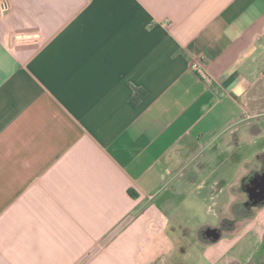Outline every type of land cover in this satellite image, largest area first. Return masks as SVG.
Listing matches in <instances>:
<instances>
[{
	"label": "crops",
	"instance_id": "0c3cea01",
	"mask_svg": "<svg viewBox=\"0 0 264 264\" xmlns=\"http://www.w3.org/2000/svg\"><path fill=\"white\" fill-rule=\"evenodd\" d=\"M260 70L264 0H0V264H264Z\"/></svg>",
	"mask_w": 264,
	"mask_h": 264
},
{
	"label": "water",
	"instance_id": "95a60500",
	"mask_svg": "<svg viewBox=\"0 0 264 264\" xmlns=\"http://www.w3.org/2000/svg\"><path fill=\"white\" fill-rule=\"evenodd\" d=\"M262 180H264V177ZM263 185H264V181H263ZM250 192H251L250 198H254L255 200L254 202H258L262 200L264 203V187H262V189H260L259 191H255V187H254ZM206 233L209 237H212L214 239H217L219 237V233L212 228H209L206 231Z\"/></svg>",
	"mask_w": 264,
	"mask_h": 264
},
{
	"label": "built area",
	"instance_id": "2783aa9c",
	"mask_svg": "<svg viewBox=\"0 0 264 264\" xmlns=\"http://www.w3.org/2000/svg\"><path fill=\"white\" fill-rule=\"evenodd\" d=\"M192 71L196 72L200 77L205 76V70L202 66L200 58H194L190 64Z\"/></svg>",
	"mask_w": 264,
	"mask_h": 264
},
{
	"label": "flooded vegetation",
	"instance_id": "af4514ba",
	"mask_svg": "<svg viewBox=\"0 0 264 264\" xmlns=\"http://www.w3.org/2000/svg\"><path fill=\"white\" fill-rule=\"evenodd\" d=\"M256 175V174H255ZM255 175H253V176H251L250 178H249V180L247 181V184L249 185V186H252V185H261V178H262V176H264V168H263V170H262V173H260V176H259V178L257 179V180H255ZM255 180V181H254ZM254 185V186H255ZM254 186H252V187H254ZM252 187L250 188V189H252ZM259 189H261V187L260 188H258L257 190H259ZM256 190V191H257Z\"/></svg>",
	"mask_w": 264,
	"mask_h": 264
},
{
	"label": "rangeland",
	"instance_id": "374dc122",
	"mask_svg": "<svg viewBox=\"0 0 264 264\" xmlns=\"http://www.w3.org/2000/svg\"><path fill=\"white\" fill-rule=\"evenodd\" d=\"M258 76H263L264 77V70H260L259 72H258ZM207 207V206H206ZM254 264V263H253Z\"/></svg>",
	"mask_w": 264,
	"mask_h": 264
},
{
	"label": "trees",
	"instance_id": "16d2710c",
	"mask_svg": "<svg viewBox=\"0 0 264 264\" xmlns=\"http://www.w3.org/2000/svg\"><path fill=\"white\" fill-rule=\"evenodd\" d=\"M135 98V97H134ZM134 98H133V100H134ZM136 100V99H135Z\"/></svg>",
	"mask_w": 264,
	"mask_h": 264
}]
</instances>
